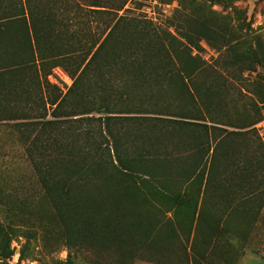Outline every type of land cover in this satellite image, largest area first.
<instances>
[{
	"label": "rangeland",
	"instance_id": "obj_1",
	"mask_svg": "<svg viewBox=\"0 0 264 264\" xmlns=\"http://www.w3.org/2000/svg\"><path fill=\"white\" fill-rule=\"evenodd\" d=\"M128 8L162 36H192L198 45L190 50L198 62L185 64L199 70L194 85L203 92L204 105L199 99L195 108L184 104L165 83L163 97L152 82L144 96L132 91L128 99L111 97L122 110L114 115L122 119L110 124L123 138L120 147L131 160L144 155L134 162L144 174L126 178L111 170V186L93 191L106 210L103 219L113 217L122 226L109 225L111 237L99 241L94 230L85 238L83 226L69 231L53 206L39 221L30 212L43 208L1 202L0 228L10 235L13 252L8 264H264V146L255 129L264 113V0H139ZM92 20L99 28L108 18ZM13 34L20 38L17 27ZM5 37L0 32V42ZM74 41L83 48L86 38ZM164 72L154 71L152 78ZM26 80L25 73L0 78V177L7 181L4 193L17 197L23 194L17 177L35 180V172L23 156L29 140L14 126L44 114L52 120L47 100L64 96L74 79L55 67L42 88ZM21 114L23 120H14ZM182 114L205 119L173 126L149 119L184 122ZM120 192L127 198L115 204ZM34 193L27 192L28 201L39 202ZM10 227L18 231L13 234ZM117 227L126 240L113 239Z\"/></svg>",
	"mask_w": 264,
	"mask_h": 264
},
{
	"label": "trees",
	"instance_id": "obj_2",
	"mask_svg": "<svg viewBox=\"0 0 264 264\" xmlns=\"http://www.w3.org/2000/svg\"><path fill=\"white\" fill-rule=\"evenodd\" d=\"M136 1L139 0H0V32L7 36L0 42V78L25 73L28 84L33 82L41 87L53 68L62 67L74 79L64 96L60 93L47 100L52 120L44 114L14 126L21 130L23 139L29 140L23 143V156L35 172V180L21 173L17 181L23 194L17 197L4 193L7 181L0 177V203L12 200L11 206L20 204L31 209L30 205L34 204L39 210L43 208L41 213L32 209L30 212L39 221L44 219L42 213L53 206L69 231L73 230L71 226H83L85 238L94 230L99 241L111 237L112 231L107 232L109 225L122 226L113 217L103 219L102 210H106L93 191L111 186V170L115 174L122 171L126 178L144 174L143 168L137 169L142 165L135 164L144 155L139 153L138 158L131 160L120 147L123 138L114 134L110 124L122 119L114 116L122 110L117 111V102L110 98L120 94L121 100L128 99L127 93L132 91L135 97L144 96L152 89L151 82L159 88L160 97L165 83L192 108L204 96L194 85V75L199 70L185 64L188 59L196 66L198 59L190 49L198 44L188 34L180 39L169 32L162 36L147 19L129 15L132 11L128 6ZM66 12L67 16L63 17L62 13ZM98 15L107 16L104 27L93 26L92 19ZM15 27L20 32L19 39L13 34ZM82 35L86 38L83 48L74 41L75 36ZM159 69L165 71L160 75L162 79H153V72ZM93 113L98 117L91 116ZM182 116L186 121L149 119L165 121L171 126L195 125L188 120L205 119L192 114ZM23 117L21 114L14 120ZM146 119L138 120L143 123ZM92 125L96 131L90 130ZM27 192H37L34 196L40 198L39 202L28 201L31 196ZM126 198L127 193L120 192L114 203ZM179 199H176L178 205L182 204ZM15 229L10 227V232L16 233ZM124 232L120 227L115 228L113 239L126 240L122 238ZM3 233L0 228V260L8 264L13 255L11 237Z\"/></svg>",
	"mask_w": 264,
	"mask_h": 264
},
{
	"label": "built area",
	"instance_id": "obj_3",
	"mask_svg": "<svg viewBox=\"0 0 264 264\" xmlns=\"http://www.w3.org/2000/svg\"><path fill=\"white\" fill-rule=\"evenodd\" d=\"M260 142L264 146V113L261 120L255 126Z\"/></svg>",
	"mask_w": 264,
	"mask_h": 264
}]
</instances>
